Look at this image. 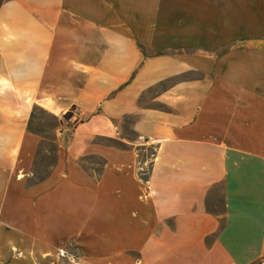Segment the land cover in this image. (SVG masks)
Instances as JSON below:
<instances>
[{
  "label": "crops",
  "instance_id": "1",
  "mask_svg": "<svg viewBox=\"0 0 264 264\" xmlns=\"http://www.w3.org/2000/svg\"><path fill=\"white\" fill-rule=\"evenodd\" d=\"M0 264H264V0H0Z\"/></svg>",
  "mask_w": 264,
  "mask_h": 264
},
{
  "label": "rangeland",
  "instance_id": "2",
  "mask_svg": "<svg viewBox=\"0 0 264 264\" xmlns=\"http://www.w3.org/2000/svg\"><path fill=\"white\" fill-rule=\"evenodd\" d=\"M58 127H59V119L55 117L53 114L49 113L48 111L42 108H38V107H36L33 110L29 128L41 136V143H40L37 158L35 161V169L38 175H43L45 172H47L55 161L56 148H57L56 129ZM155 148H156L155 145H147L143 147L139 151V160L142 163L147 162L151 164L156 154ZM90 160L99 165L102 163L100 160L96 158H93V159L91 158ZM91 161H89V163H91ZM217 203H218V208H220L221 206H220L219 199L217 200ZM63 252L65 253V257L63 258H66V260L68 261L69 259H72L74 255H77V250L74 247L70 248V254L67 251H63ZM59 255L60 257H62L61 253H59Z\"/></svg>",
  "mask_w": 264,
  "mask_h": 264
},
{
  "label": "built area",
  "instance_id": "3",
  "mask_svg": "<svg viewBox=\"0 0 264 264\" xmlns=\"http://www.w3.org/2000/svg\"><path fill=\"white\" fill-rule=\"evenodd\" d=\"M150 165L149 163L145 162V163H142L141 161H139V164H138V172H139V175L144 178V177H147L148 174H149V170H150ZM61 253V256L62 257H65V253L63 251L60 252Z\"/></svg>",
  "mask_w": 264,
  "mask_h": 264
},
{
  "label": "trees",
  "instance_id": "4",
  "mask_svg": "<svg viewBox=\"0 0 264 264\" xmlns=\"http://www.w3.org/2000/svg\"><path fill=\"white\" fill-rule=\"evenodd\" d=\"M70 112H67L65 115H64V119L66 120V119H69L70 118ZM56 127V126H55ZM143 179H145V180H147V177H144Z\"/></svg>",
  "mask_w": 264,
  "mask_h": 264
}]
</instances>
